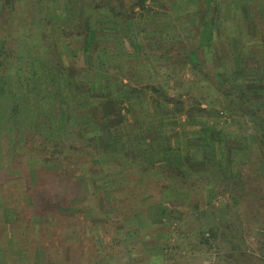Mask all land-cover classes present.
<instances>
[{
	"label": "rangeland",
	"instance_id": "374dc122",
	"mask_svg": "<svg viewBox=\"0 0 264 264\" xmlns=\"http://www.w3.org/2000/svg\"><path fill=\"white\" fill-rule=\"evenodd\" d=\"M5 2L0 37L12 45L13 63L24 55L23 75L37 74L46 100L28 91V77L27 127L18 126L14 104L0 132V264H264L257 125L232 109L215 126L209 117L228 100L216 84L221 70L251 75L246 92L264 108V0H24L16 2L17 18ZM208 35L211 53L200 52L199 70L193 47ZM54 74L66 104L100 106L99 117L82 120L84 129L69 119L59 133V93L44 80ZM123 85L137 92L128 97ZM72 87L95 96L74 98ZM166 94L208 110L201 114L207 126L222 133L213 152L194 145L199 126L179 125ZM142 127L158 136L141 135ZM113 131L129 144V154L118 153L124 167L110 152L106 164L89 156ZM171 144L179 165L191 160L185 179L168 172L169 157L160 155ZM210 155L214 162L204 160Z\"/></svg>",
	"mask_w": 264,
	"mask_h": 264
},
{
	"label": "trees",
	"instance_id": "16d2710c",
	"mask_svg": "<svg viewBox=\"0 0 264 264\" xmlns=\"http://www.w3.org/2000/svg\"><path fill=\"white\" fill-rule=\"evenodd\" d=\"M24 0H8V2H5L6 4L3 5V8H8L10 10V12L12 13V16L15 13V17L17 18V14L19 13V7L16 4V2H23ZM218 1V0H216ZM215 1H214V7H215ZM101 6V5H100ZM98 7V6H97ZM107 7L105 6V11H111L113 10L112 8L108 7L109 9H106ZM216 8V7H215ZM103 9V10H104ZM77 11H79V8H77ZM77 11L75 10V13H77ZM9 12V13H10ZM122 13L120 11H117L115 14V17L117 18L118 16H120ZM207 22V21H206ZM3 28H5V25H3ZM7 31V28H6ZM212 35H208L206 42L203 43H197L194 45L193 47V53H192V62L198 67V69H203L202 67V62L200 61V52L201 51H206V49L208 48V50L206 51L207 54H210L211 52V48L208 45L210 42ZM121 46H123V40L120 41ZM199 46H196L198 45ZM210 49V51H209ZM13 49H12V45L10 46L8 44V40L5 36L0 37V132H2V126L3 124L5 125V127L7 126L5 123V120L8 119L9 115H10V110L9 108L12 105H19V109H17L18 112V119H17V123L18 126H20V124H22L23 126H25V128L27 127L28 123L27 121H25L28 117L24 116V114L26 112H28L30 110V104L28 101V95H27V90L25 89L26 86V80L28 77H31V89L28 87V91L33 93L35 95V98H37V102L40 103L41 101H45L46 100V96L42 95V92L37 93V88L40 86L39 84H42V80H38L37 78V74H34V71L27 77H25V75H23L24 71H23V66L21 67L20 64L23 63L24 61L22 59V57L24 58V55H21V53L17 54V59L15 60L16 63L14 62V57H13ZM18 52V51H17ZM20 60H22V62H20ZM241 60V59H240ZM239 60V61H240ZM241 63V62H240ZM239 63V66H237V68L241 69V64ZM14 65L17 67L16 71H15V75H12L10 73V69H12L14 67ZM30 65H27V67H29ZM257 69V68H256ZM255 69V70H256ZM244 70V69H243ZM258 70V69H257ZM205 71V70H204ZM26 72V71H25ZM238 73V74H237ZM237 73H231V72H224V71H218V73L215 75L216 78V84L219 88V91L224 94V97L227 98L228 100H226L225 103H222V108L221 109H217L214 107V113L212 115H210V118H213L214 121V126L216 125L215 122H218V118L223 116V113H228L227 115L231 116L233 115L230 111V109L235 110L234 112L236 114L240 113L241 114H245L246 116H251L254 117V124L257 125L258 128V140L257 143L259 144L260 150L264 152V108L262 107L263 104H260L259 102H257L256 100L252 99V97H250V95L247 94L246 92V85L247 83L244 81L245 80V76L246 78L251 76L248 74H243L240 75V72ZM62 76H65V73H62ZM255 74V73H252ZM60 76V73H59ZM59 76L54 74V77L52 79L45 78L44 80H46V82H48L50 85H53L54 92L56 93V91L59 93V133L61 131H66L67 129V121L70 119L72 121H77V129H84L83 126V121L86 118H91L93 116V114L96 112L95 115H97L98 117L100 116L101 112H100V106H90V102H76V104H66V102H64V97L65 94L63 93L62 90V86H60V80H59ZM72 78V77H71ZM30 79L28 78L27 81L30 82ZM57 83V85H55ZM103 83V82H102ZM262 84V83H259ZM44 85V82H43ZM55 85V86H54ZM257 84L255 83V85H253V88L256 86ZM52 88V87H51ZM57 88V90H56ZM123 88L125 89L126 95L129 97H131L132 95H134V92H137L136 87H132L131 85H123ZM70 93L72 94V96L74 98L76 97H80L83 95L85 96H91V98L93 96H95L94 92H90V91H85L83 94H79L75 91L74 87H72V89L69 88ZM157 90V89H155ZM158 91V90H157ZM75 92V94H74ZM101 93H96V94H100L99 96H101L103 94V96H106L108 98L112 97L110 92H106V91H100ZM97 96V95H96ZM114 97V96H113ZM88 97H85L84 99H87ZM165 103H171L176 115L179 117V125H186L189 122H194V124H196L197 126H199V130H200V137H198V142L196 144H194L195 146L200 147V145L202 144L203 147L207 148V151H209V154L211 153V148L213 143L215 142V140H222V133H220L219 131H217V129L212 126V127H208L206 124L207 116H203L201 115L203 112H207L208 110L206 108L201 107L202 103L198 104V106H187L184 103V99L183 97L180 96H173L170 97L167 94L165 95ZM122 99H119V103H121ZM92 103V102H91ZM93 104V103H92ZM132 104V103H131ZM67 105V107H66ZM71 105L73 107H71ZM68 106H70V110L68 108ZM120 106V105H119ZM133 106V105H132ZM77 108V111H74V108ZM132 108V107H131ZM174 113V114H175ZM234 113V114H235ZM8 116V117H7ZM183 116L185 118H183ZM203 116V117H202ZM54 117V116H53ZM44 120H48L47 123H53L54 121L51 118H46V116L44 117ZM115 129V128H114ZM156 128H151V127H145V128H140L139 129V133H141V135H150L152 136V139L156 138L158 136L157 132L153 131ZM118 131H113L112 136L109 138L108 141H105L104 143L100 144V145H94L95 149L97 150V152L95 154L91 153L92 155L89 156H100L101 157V162L102 163H108L109 161H107L108 157L105 158L103 155L106 152H110L111 155L114 154L113 156H111L116 163H119L122 167H124V163L122 161V159L119 157L118 153L120 151H124L125 154H129L130 150H129V144L127 143L126 140H124L125 138V134L121 133ZM138 134H134L131 135L130 139L135 136V135H139ZM128 136H126L127 138ZM133 143V142H132ZM176 145H178V143H176ZM176 145H168L164 147V150L160 152V155L167 154L168 155V163L171 166V169L169 170L173 171V174L176 175L177 172V177L180 176L181 179H185L187 178V175H189L191 172L189 170V162L191 161L189 156L184 158L183 163H180L181 165H179L178 163V158L181 157V153L179 152L180 149L178 151L174 150ZM133 147L135 149H133V155L135 158V162L142 167L143 169H146V162H141L139 163L140 159L144 158V155L141 152V148L136 147V144L133 143ZM198 147V148H199ZM179 148V147H177ZM157 152V151H156ZM154 152V154L158 155L159 153ZM213 152V150H212ZM162 153V154H161ZM117 154V157L116 155ZM115 156V157H114ZM143 156V157H142ZM148 157H152V155H148ZM204 160L207 162H214L215 158L213 156L210 155V157L205 156ZM169 173V177H170Z\"/></svg>",
	"mask_w": 264,
	"mask_h": 264
},
{
	"label": "crops",
	"instance_id": "0c3cea01",
	"mask_svg": "<svg viewBox=\"0 0 264 264\" xmlns=\"http://www.w3.org/2000/svg\"><path fill=\"white\" fill-rule=\"evenodd\" d=\"M122 40H124V41H125V38H124V39H122ZM122 40H121V41H122Z\"/></svg>",
	"mask_w": 264,
	"mask_h": 264
}]
</instances>
